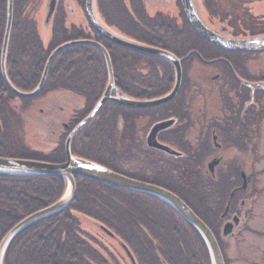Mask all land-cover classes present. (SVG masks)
<instances>
[{
	"label": "trees",
	"instance_id": "16d2710c",
	"mask_svg": "<svg viewBox=\"0 0 264 264\" xmlns=\"http://www.w3.org/2000/svg\"><path fill=\"white\" fill-rule=\"evenodd\" d=\"M42 1L15 0L6 65L11 81L26 91L33 90L40 82L52 50L80 36L78 28L68 26V7L60 0L50 22V41L45 44L37 17ZM109 11L113 17L108 18V26L120 25L121 29L137 37L146 38L148 30L161 31L163 35L172 33L177 40L167 42V47H179L180 31L195 30L187 18L184 20L189 28H177L161 13L150 17L145 7L138 8L136 17L128 7L121 8L116 4H112ZM7 12L8 0H0V155L64 161L65 141L70 130L93 109L107 87L109 74L106 61L101 51L91 44L68 47L53 60L42 91L33 97L19 96L8 87L1 72ZM141 12H145L148 18H142ZM112 57L120 92L138 96L133 83L136 55L113 44ZM157 60H162V63L154 62L152 75L158 78L164 75L167 78L170 71L173 76L169 62ZM164 62L169 67L164 66ZM140 77L146 81L148 74L140 70ZM166 83L163 79L158 84L161 91L166 89ZM54 91L80 94L84 96L86 106L82 113L72 118V123L63 130L56 146L48 150L33 149L25 142L26 122L23 112L32 107L35 101ZM132 111V107L106 102L97 115L74 135L72 152L119 172L172 189L210 225L229 264L222 226L227 218L223 213L232 189L230 186L217 185L214 179L196 178L194 167L149 166V153L136 161L139 157L131 148L137 138ZM142 138L140 135L141 141ZM120 141L126 144L127 151L118 148L117 143ZM140 149H145L141 143ZM123 159L126 164L136 162L143 169L152 170V174L164 180L150 177L141 167L144 175L124 171L121 167ZM76 178L78 188L73 202L67 208L21 230L8 245L4 264H131L127 254L117 253L102 238L85 228L84 217L109 228L116 238L129 247L138 264H212L200 232L166 202L148 193L90 177L77 175ZM66 183V178L61 175L14 176L0 173V241L26 215L56 201L63 194Z\"/></svg>",
	"mask_w": 264,
	"mask_h": 264
},
{
	"label": "flooded vegetation",
	"instance_id": "af4514ba",
	"mask_svg": "<svg viewBox=\"0 0 264 264\" xmlns=\"http://www.w3.org/2000/svg\"><path fill=\"white\" fill-rule=\"evenodd\" d=\"M51 1L43 0L39 8L46 4L49 9ZM195 1L205 23L222 35L244 38L264 34V0ZM59 2L60 0H57L55 10ZM61 2L68 7L69 14L77 19L70 25L68 23L69 27H76L80 31V36L72 39H91L103 44L111 55L112 63L113 44L136 55L133 83L139 95L135 98H156L172 90L176 81V71L171 60L140 52L110 40L91 23L86 10L87 0ZM169 2H176L179 7L182 22L180 26L176 25L177 28L188 27L184 20L187 18L195 29L179 32L181 38L179 47L165 46L167 42L177 40L173 38L172 33L163 35L161 31L148 30L146 38H141L124 31L120 25L106 24L111 16L113 17L109 11L112 4L121 8L128 7L134 17L138 15L139 7H145L150 17L161 13L162 16L170 19L172 14H166L163 9L155 10L159 6L165 7ZM94 6L100 20L110 29L114 28L113 31L133 41L171 51L182 60L183 78L175 97L149 107H132L137 138L132 142L131 148L139 157L136 161L140 160V156L149 153L151 156H148L149 166L163 164L194 167L196 178L214 179L217 185L230 186L232 189L230 205L225 213L227 218L224 223L234 222V227L241 231L254 217L256 203L264 192V184L261 183L264 175V89L252 87V84L264 83V49L224 48L214 44L193 26L182 0H94ZM140 14L142 18H148L145 12ZM174 16L176 14L172 15ZM84 44L97 47L104 56L103 51L92 43H79L68 47ZM157 58L169 62L173 76L170 71L167 78H164V75H160L159 78L152 75L154 62L162 63V60ZM104 59L106 61L105 56ZM163 65L169 67L166 62ZM140 70L148 74L146 81L140 77ZM159 79V83L163 79L167 82L166 89L162 91L158 86ZM116 85L121 93L117 80ZM77 116L74 114L73 118ZM159 123H164V127L159 129L156 135V143L159 146L150 145L149 133ZM69 126L70 124L64 123L63 130L68 129ZM140 135L143 141L139 139ZM140 143L145 147L144 150L140 149ZM161 145L165 147L162 148ZM121 167L128 173L144 175L140 170L141 167L151 175L150 177L159 179L151 173L152 170L143 169L136 162L126 164L123 159ZM113 240L122 251L125 250L123 241L118 238Z\"/></svg>",
	"mask_w": 264,
	"mask_h": 264
},
{
	"label": "water",
	"instance_id": "95a60500",
	"mask_svg": "<svg viewBox=\"0 0 264 264\" xmlns=\"http://www.w3.org/2000/svg\"><path fill=\"white\" fill-rule=\"evenodd\" d=\"M182 2L193 26L206 39L213 42L214 44L224 48H237L247 50L264 49V34L244 38L228 37L222 35L205 23L199 13L195 0H182ZM14 3L15 0H9L8 2L7 23L1 50V72L6 84L15 94L22 97H33L39 94L46 84L51 65L55 57L66 47L79 43H92L97 45L103 51L106 58L109 80L102 97L98 100L94 108L87 116H85L74 126V128L67 136L65 142L66 159L64 161L54 162L30 157L0 155V173L14 176L61 175L64 176L67 181L66 188L63 194L56 201L26 215L5 233L0 241V264H4L6 249L13 238L21 230H23L33 222L38 221L39 219H42L46 216L67 208L73 202L78 188L76 178L77 175L90 177L122 188L148 193L166 202L177 212H179L200 232L208 247L211 257V263L226 264L222 248L213 229L179 194L160 184L129 176L127 174L114 170L96 160L76 155L72 152L71 149V142L74 135L93 117L97 115L101 107L106 102L113 101L130 107H149L166 102L175 97L180 90L183 78L181 58L166 49L133 41L113 31L100 20L95 11L94 0H87L86 10L91 23L99 32L103 33L110 40L125 47L138 50L140 52L166 57L172 61L176 71V81L172 90L162 96L150 99H139L129 94L119 93V88L116 85L112 59L108 49L103 44L91 39H72L58 45L48 56L42 77L38 85L31 91L22 90L11 81L6 66L7 52L14 22ZM56 4L57 0H52L50 2V8L48 9L47 13L48 22L53 16ZM252 87L264 89V83L252 84ZM162 127H164V123H159L153 127L148 136V142L150 145L154 144L159 146V144L156 143V135L159 129H161ZM161 147L164 148L165 146L161 145ZM229 205L230 201L226 207L225 213L228 211ZM99 226L108 235L115 237V234L109 228L101 224H99ZM233 229L234 222H226L223 228L224 235L233 232ZM123 247L132 264H138L129 247L126 244H123Z\"/></svg>",
	"mask_w": 264,
	"mask_h": 264
},
{
	"label": "rangeland",
	"instance_id": "374dc122",
	"mask_svg": "<svg viewBox=\"0 0 264 264\" xmlns=\"http://www.w3.org/2000/svg\"><path fill=\"white\" fill-rule=\"evenodd\" d=\"M157 9H163L162 11L166 14H176L174 17L170 15V19L174 23V26H180L182 18L180 17L181 14L179 13V7L176 2H169L165 7L159 6L155 8V10ZM47 13L48 7L46 4H43L37 15L40 34L45 44H48L51 38V20L49 22L47 21ZM174 19L176 21H174ZM74 20L77 19L73 18L72 15L68 13L69 25L73 23ZM85 106L86 100L84 96L71 91L50 92L48 95L35 101L32 107L26 112H23L26 122L25 142L33 149L37 150H48L56 146L55 144L58 142L63 132L64 123L71 124L73 115L82 113ZM117 145L120 150L124 152L127 151L126 144L117 143ZM56 151L57 150H55V152ZM261 183L264 184V175L261 179ZM253 215L254 217L241 229V231L235 226L233 233L230 232L224 235V249L229 264H264V192L258 198ZM83 226L102 238V240L110 245L112 249H115L117 253L127 254L125 250L124 252L118 247L110 235L100 228L98 223L84 217ZM128 259L130 260L129 257Z\"/></svg>",
	"mask_w": 264,
	"mask_h": 264
}]
</instances>
